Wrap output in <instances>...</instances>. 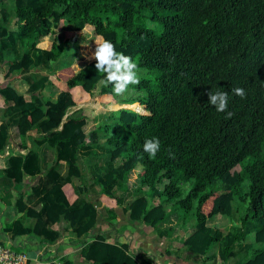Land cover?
<instances>
[{"label": "trees", "instance_id": "1", "mask_svg": "<svg viewBox=\"0 0 264 264\" xmlns=\"http://www.w3.org/2000/svg\"><path fill=\"white\" fill-rule=\"evenodd\" d=\"M11 1L16 28L8 34L19 41L21 53L0 58L2 79L57 62L62 47L54 30L60 24L68 28L63 43L89 44L90 56L103 37L117 52L132 57L140 83L130 85L128 97L119 104L137 103L151 113L118 110L102 128L108 133L102 143L99 128L84 132V116H66L94 98L97 82L96 102L115 103L113 86L103 82L105 74L96 71L94 59L76 72L65 64L42 72L33 83L29 77L25 82L35 96L19 94L10 85L2 88L0 97L10 106L0 120V150L10 128L19 139L30 132L41 136L24 155L9 156L5 167L0 160L3 176L20 184L23 175L38 174L40 144L54 155L30 194L39 206L36 212L26 210L36 221L31 231L53 242L59 231L51 227L63 222L83 242L107 212L122 213L126 225H142L159 239H168L172 229L160 227L170 212L181 225L193 221L186 237L174 239L181 241L191 264H204L201 259L214 245L221 264L226 263L248 233L253 234L250 257L234 264H264V0ZM7 21L2 19L0 36L6 34ZM46 40L45 49L37 46ZM47 84L58 91L53 102L37 95ZM237 87L245 90L246 98L233 94ZM217 90L228 92L231 118L208 102L207 93ZM151 138L161 144L155 158L143 151ZM84 149L92 157L98 149L107 153L109 163H117L97 169L89 179L78 163ZM59 162L66 165L65 175L57 172ZM136 169L138 187L123 208L127 179ZM91 186H98L94 198ZM217 215L230 221L231 231L224 236L207 226ZM235 217L239 227L232 223ZM119 226L109 224L108 230ZM105 240L95 232L87 249L63 264H139L128 245Z\"/></svg>", "mask_w": 264, "mask_h": 264}, {"label": "crops", "instance_id": "2", "mask_svg": "<svg viewBox=\"0 0 264 264\" xmlns=\"http://www.w3.org/2000/svg\"><path fill=\"white\" fill-rule=\"evenodd\" d=\"M3 7L5 8V13H2L0 10V25H2V19L8 18V21L6 25V34L0 36V58L6 60L11 55L18 57L21 53V48L15 36L12 35L10 37L8 34L9 32H15L16 28L12 1L2 0V2H0V9ZM10 38L14 40L12 44ZM46 42L48 44L47 40ZM44 43L45 42H40L37 46L43 48L42 45ZM45 48L46 47L43 49ZM2 65L3 64H0V90L6 85H10L19 94L35 96L36 93L28 89V85L25 81L27 79L29 80L30 77V81L33 83L43 74L41 71L36 72L37 66H34V68L32 67L28 73L23 72L13 75L14 79L11 80L10 78L2 79L1 75L4 73L3 69H5ZM57 93L58 91L56 88L47 84L40 89L37 95L43 101L49 100L53 102ZM83 105L74 108L75 110L80 109ZM110 105L114 107L113 104ZM8 106H10V102H4L0 97V120L3 118L4 108ZM74 108H71L66 116L71 115ZM11 121H14V118H12L10 122ZM15 130V128H10L7 143L0 150L2 167L7 165L6 160L9 156L24 155L32 147V143L35 142L34 140L36 138L41 142V136H39L38 133L30 132L27 134L28 136L20 137L19 139ZM44 146V144H40L37 148L40 163L39 172L35 174V176L29 177L23 175L21 183L14 184L10 179L3 176L0 171L1 244L9 246L14 251L25 254L27 257L26 264H33L34 261H38L39 264H63L64 262H73L80 250L85 251L92 241V236L96 232V234L98 233L105 236V241L107 243L114 244L118 247L121 244L128 245L131 250L130 253L134 255L139 264H191L192 259L188 257L184 248L181 247V241H175L173 239L172 241H167L169 238L159 239L154 233L145 230L142 225H126L125 221H122L125 218L122 216V213L107 214V212H104V222L99 220L93 229L94 232L92 231L91 233L92 235H88V237L84 238L83 242L74 241L73 238L75 237L63 222H59L57 225L51 227L53 231H59V235L55 241L51 242L36 236L31 231L34 229L36 221L31 216L27 215L26 210L36 212L39 208L36 204V200L30 197V194L32 190L34 191L36 189L35 184L37 179L41 177V174L54 161L52 150ZM18 147L20 148L18 149ZM56 168L59 174L65 175V163L59 162ZM19 206H22L23 210H18ZM122 207L124 208L125 206L122 205ZM106 221L112 226H116L117 224L120 226L113 230H108L109 224ZM160 228L161 230L163 229L162 227ZM23 230H28V232L22 233ZM72 243L75 245H72ZM72 246L74 249L71 248ZM140 250H142V252ZM203 258L201 260H204ZM203 262L207 264V261ZM194 264H196V262Z\"/></svg>", "mask_w": 264, "mask_h": 264}, {"label": "rangeland", "instance_id": "3", "mask_svg": "<svg viewBox=\"0 0 264 264\" xmlns=\"http://www.w3.org/2000/svg\"><path fill=\"white\" fill-rule=\"evenodd\" d=\"M68 29L65 26L58 25L56 30H54V33L56 35L57 39V44L59 47H62V55L58 59L57 62L54 63H48L46 68H42L41 66H37V71L36 72H44L46 74L51 73L53 70L56 68L60 67L61 65L68 64L70 65L71 69L73 71H78L79 68H81L83 65L87 64L91 57V47L90 45H80L79 47H75L73 45H67L63 43V32ZM49 42L51 38L47 39ZM42 45V47H47L49 44H47L46 41ZM77 63V67L76 66ZM37 74V73H36ZM39 75V74H37ZM52 84L55 85L56 83L52 81ZM100 87V82H97L96 85L93 88V95L94 98L87 104L83 105V107H80V109L74 108V111L71 113V115H82L86 118V125L83 127L84 132L90 131L95 128L98 129V138H99V143L103 142L105 135L108 134L105 131H102V128L104 125H107L109 123H112L113 121V116L117 113L118 110L120 109H127L130 111H134L140 115H143L142 112L140 111L143 109L141 106H139L137 103H134L132 105H120L119 102H121L123 99L128 97L127 93L125 92L123 95H116L113 92V98L115 99V105H119L120 107L114 108L111 107L114 103H110L109 105H104V104H99L95 100V96L97 95ZM131 107V108H130ZM97 150V155L92 157L89 155L90 151L87 149L82 150L79 152L78 156V163L84 173V175L91 179L92 174L97 170L101 169L102 167H108V155L107 153H102L100 150ZM117 162H112L109 164H114L116 165ZM102 168V169H103ZM238 170V167L235 168V171ZM137 169L133 170L129 173V177L127 179V190L126 193L124 194L125 201L123 200L124 206L127 205L129 200L132 198L131 194H133V191L138 187V183L136 180V174H137ZM186 188V187H185ZM145 189V188H143ZM98 191V186H91L90 187V197L94 198L95 195H97ZM101 206V205H100ZM163 209L165 212H168L169 206L167 204L163 205ZM108 214V213H107ZM176 213H170L168 214L167 218L164 220V222L161 224V227L163 229L170 228L172 229V233L169 237V240L167 241H172V239H179L180 237H185L189 232H190V225H193L192 219L187 222L184 225H181L177 221ZM234 225L239 227V222L238 220L233 218ZM207 226L212 230V231H219L222 236H224L228 231H231V226H230V221L228 218L224 216L217 215L213 217L211 220L208 221ZM72 236V235H71ZM88 237V236H86ZM74 241H76L75 238H73ZM70 245V244H69ZM72 245H75L72 243ZM252 245H253V234L248 233L245 235L244 239L240 242L239 247L234 249V258L228 260L224 264H234L235 261L237 260H246L248 257H250V251L252 250ZM73 248V246L71 247ZM74 249V248H73ZM77 249V248H75ZM142 252V250H140ZM217 252L218 248L214 245L211 247V250L209 253L206 255V258L204 257L202 261H207V264H221L220 260L217 257ZM193 261V260H191Z\"/></svg>", "mask_w": 264, "mask_h": 264}, {"label": "clouds", "instance_id": "4", "mask_svg": "<svg viewBox=\"0 0 264 264\" xmlns=\"http://www.w3.org/2000/svg\"><path fill=\"white\" fill-rule=\"evenodd\" d=\"M98 40L99 42L96 44L95 51L89 59H94L96 61L95 69L97 72L105 74L103 82L106 85H112L113 91L116 95H123L130 85H138L140 83L137 74L138 65L133 61L132 57L125 55L122 52H117L115 45L111 41L105 40L103 37H99ZM232 92L235 96H238L241 99L246 98V92L243 88H233ZM207 96L208 102L215 107L217 112L226 113V118H231L233 114L227 111L229 100L228 92L217 90L215 93L208 92ZM140 111L145 116L151 115L146 108H143ZM160 147L161 144L159 139L151 138L145 140L143 151L147 153L149 157L155 158L160 151ZM33 264H39V262L34 261Z\"/></svg>", "mask_w": 264, "mask_h": 264}, {"label": "built area", "instance_id": "5", "mask_svg": "<svg viewBox=\"0 0 264 264\" xmlns=\"http://www.w3.org/2000/svg\"><path fill=\"white\" fill-rule=\"evenodd\" d=\"M27 257L0 243V264H26Z\"/></svg>", "mask_w": 264, "mask_h": 264}]
</instances>
